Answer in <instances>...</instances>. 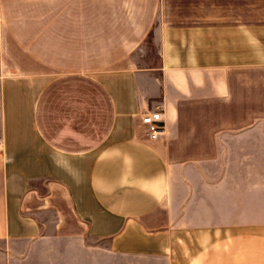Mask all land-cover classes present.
Masks as SVG:
<instances>
[{"label":"crops","instance_id":"obj_1","mask_svg":"<svg viewBox=\"0 0 264 264\" xmlns=\"http://www.w3.org/2000/svg\"><path fill=\"white\" fill-rule=\"evenodd\" d=\"M0 148V264H264V0H0Z\"/></svg>","mask_w":264,"mask_h":264},{"label":"built area","instance_id":"obj_2","mask_svg":"<svg viewBox=\"0 0 264 264\" xmlns=\"http://www.w3.org/2000/svg\"><path fill=\"white\" fill-rule=\"evenodd\" d=\"M139 122L142 127L143 136L149 140H157L164 134V125L159 108L142 113Z\"/></svg>","mask_w":264,"mask_h":264},{"label":"rangeland","instance_id":"obj_3","mask_svg":"<svg viewBox=\"0 0 264 264\" xmlns=\"http://www.w3.org/2000/svg\"><path fill=\"white\" fill-rule=\"evenodd\" d=\"M218 151H219V156L223 157L224 150H223V144H222L221 140L218 143ZM262 219L264 221V213L262 214ZM86 241H87V244L89 246L98 247V248L104 249V250L109 248V242H108V240H106L104 238L103 239H101V238L100 239L99 238H91V239L87 238ZM88 264H95V263L94 262H91V263L88 262ZM100 264H139V263H133L132 261L131 262H129V261H126V262L125 261L124 262L123 261H118V262L111 263V262L108 261V262H103V263H100Z\"/></svg>","mask_w":264,"mask_h":264}]
</instances>
